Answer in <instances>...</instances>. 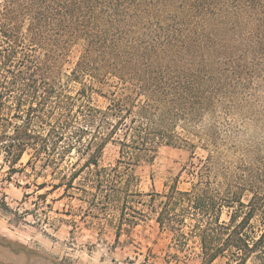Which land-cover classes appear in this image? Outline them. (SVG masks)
Here are the masks:
<instances>
[{
	"label": "trees",
	"instance_id": "trees-1",
	"mask_svg": "<svg viewBox=\"0 0 264 264\" xmlns=\"http://www.w3.org/2000/svg\"><path fill=\"white\" fill-rule=\"evenodd\" d=\"M161 147L190 153L189 186L144 194ZM24 155L41 197L91 196L116 238L147 209L201 264H264V0H0V157Z\"/></svg>",
	"mask_w": 264,
	"mask_h": 264
},
{
	"label": "rangeland",
	"instance_id": "rangeland-1",
	"mask_svg": "<svg viewBox=\"0 0 264 264\" xmlns=\"http://www.w3.org/2000/svg\"><path fill=\"white\" fill-rule=\"evenodd\" d=\"M81 47L77 44L71 50L66 68L76 62ZM95 103L102 106L105 101L95 98ZM196 156L204 154L197 151ZM28 158L24 155L15 166L16 173H10L0 157V204L7 206L0 205V264H201L198 241L188 238L187 246L178 251L169 232L159 229L155 215L147 209L143 221L116 238L117 213L89 206L91 196L59 189L41 197L49 188L37 191L33 184H51V177L47 172L36 177L29 168H22ZM116 159L117 149L108 145L99 165L113 166ZM189 161L185 149L159 148L151 162L134 169L139 190L161 194L176 179L180 190L187 189L183 170ZM75 162L81 166L84 160L74 158ZM225 262L218 259L213 264Z\"/></svg>",
	"mask_w": 264,
	"mask_h": 264
}]
</instances>
